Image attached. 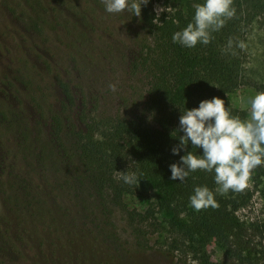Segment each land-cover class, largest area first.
Wrapping results in <instances>:
<instances>
[{"label":"rangeland","instance_id":"rangeland-1","mask_svg":"<svg viewBox=\"0 0 264 264\" xmlns=\"http://www.w3.org/2000/svg\"><path fill=\"white\" fill-rule=\"evenodd\" d=\"M187 1L147 0L137 17L108 13L104 0H0L1 259L10 264H198L192 253L170 249L176 219L161 206L154 185L150 196L125 195L119 203L111 189L96 188L52 133L55 111L66 121L63 134L67 126L85 128L84 118L95 116L150 122L148 79L134 66L151 40L142 14L173 11ZM241 53L242 83L227 97L249 114L246 101L264 91L263 17L245 30ZM62 81L69 84L73 103L65 98ZM263 188L264 164L251 173L246 189L253 197L238 212L242 219L263 217ZM149 208L160 223L157 231L150 221L129 219L128 211ZM257 248L251 264H264V247ZM205 250L212 261L232 264L215 241Z\"/></svg>","mask_w":264,"mask_h":264},{"label":"trees","instance_id":"trees-1","mask_svg":"<svg viewBox=\"0 0 264 264\" xmlns=\"http://www.w3.org/2000/svg\"><path fill=\"white\" fill-rule=\"evenodd\" d=\"M196 3L203 0H188L173 11L142 14L151 40H146L134 66L148 79L145 108L150 122L143 117L95 116L84 118L85 128L67 126L63 134L66 121L62 111H55L52 133L64 152L79 161L96 188L111 189L119 203L125 195L150 196L154 185L161 206L176 219L171 225V250L192 253L198 264H225L212 261L206 253L208 243L215 241L227 263L251 264L258 245L264 247V215L248 222L238 214L250 204L253 197L250 190L217 193L218 207L196 211L190 204V196L197 186H207L215 192L218 187L215 173L197 170L184 181L172 180L169 166L180 162L187 151L203 154V149L193 148L191 141L178 154L172 152L184 135L179 118L186 109L219 96L233 114L242 119L247 117V110L233 106L227 96L242 83V36L257 17L264 18V0H233L235 15L212 33L210 43L187 48L174 43L172 36L193 21ZM60 84L65 98L73 103L69 84L64 81ZM126 173H136L138 185L126 184L121 178ZM155 213L150 208L145 212L128 211L131 222L150 221L149 225L157 231L160 223ZM0 264L10 263L0 258Z\"/></svg>","mask_w":264,"mask_h":264},{"label":"clouds","instance_id":"clouds-1","mask_svg":"<svg viewBox=\"0 0 264 264\" xmlns=\"http://www.w3.org/2000/svg\"><path fill=\"white\" fill-rule=\"evenodd\" d=\"M147 0H104L108 13L131 12L139 17L141 4ZM233 0H203L193 5V21L172 36L174 43L193 48L198 43L207 45L212 33L219 31L235 15ZM114 91L116 86L110 84ZM250 106L248 117L242 119L226 107L219 96L201 100L199 107L186 109L179 118L180 144L173 147L178 154L189 141L193 148H202L203 154L187 151L180 162L170 164L171 179L184 181L191 172L202 170L215 173V192L207 186H197L190 196V204L196 211L218 207L215 195L229 191L241 192L251 179L252 171L264 164V91L246 101ZM126 184H137L136 173L122 177Z\"/></svg>","mask_w":264,"mask_h":264}]
</instances>
